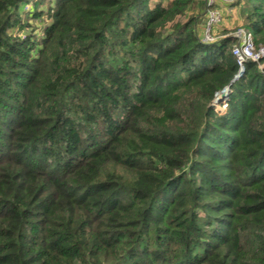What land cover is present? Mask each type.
Returning <instances> with one entry per match:
<instances>
[{
    "label": "trees",
    "instance_id": "obj_1",
    "mask_svg": "<svg viewBox=\"0 0 264 264\" xmlns=\"http://www.w3.org/2000/svg\"><path fill=\"white\" fill-rule=\"evenodd\" d=\"M201 3L0 0V264H264V71Z\"/></svg>",
    "mask_w": 264,
    "mask_h": 264
},
{
    "label": "built area",
    "instance_id": "obj_2",
    "mask_svg": "<svg viewBox=\"0 0 264 264\" xmlns=\"http://www.w3.org/2000/svg\"><path fill=\"white\" fill-rule=\"evenodd\" d=\"M235 1L237 0H206L207 14H206L205 31H204L205 38H203V41L205 42L214 41L212 37L213 29L217 24H219L222 21V12L219 6L226 3H234ZM234 37L236 42L232 46V53L236 58L239 71L235 75L233 81H235L236 79H238L240 76L243 75V73L245 72V64L248 61H253L258 63L264 58V48L257 50L254 39V33L252 31L246 29H239L236 33H234ZM224 90L226 91L224 97L221 96V91L215 94V97L213 99V104L217 106V104H215L214 102L220 101L218 100V98H222L223 102L221 104L223 105L221 106H225L223 107V109H227L229 105L228 97L231 88L230 86H226Z\"/></svg>",
    "mask_w": 264,
    "mask_h": 264
},
{
    "label": "rangeland",
    "instance_id": "obj_3",
    "mask_svg": "<svg viewBox=\"0 0 264 264\" xmlns=\"http://www.w3.org/2000/svg\"><path fill=\"white\" fill-rule=\"evenodd\" d=\"M203 2H205L204 4L201 3V5L199 6V8H194V10H188L186 15L182 17V19H186V17L190 14H196L198 15V25L199 28L201 30V37L205 38V22H206V14H207V4H206V0H203ZM31 7V6H30ZM221 12H222V21L217 24L214 29H213V33H212V37L213 40L216 41L222 37L225 36H233L234 37V33H236L239 29H245V26L242 24L243 21L241 20L243 17L242 13L239 10V7H237L235 4L233 3H226L223 5L219 6ZM27 10L29 9V5L26 8ZM42 19L46 18V13H44L41 17ZM32 24H34L35 26H41V22L39 21V19H35L33 20V18H31ZM43 24V22H42ZM24 32L21 33V31L16 30L14 32V35H19V34H23ZM235 38V37H234ZM214 41H210V42H214ZM205 42V41H204ZM236 40L234 41V43L232 44V46L235 44ZM258 67L260 68V70L264 71V59L259 61L258 63ZM218 100L220 101H215L214 103L217 104V106H215L216 110H218V112L223 111L225 109H223V107L225 106H221L223 104H221L223 101L222 98H218ZM228 101H229V97H228ZM229 104V103H228ZM225 105V104H224ZM229 106V105H228Z\"/></svg>",
    "mask_w": 264,
    "mask_h": 264
},
{
    "label": "bare ground",
    "instance_id": "obj_4",
    "mask_svg": "<svg viewBox=\"0 0 264 264\" xmlns=\"http://www.w3.org/2000/svg\"><path fill=\"white\" fill-rule=\"evenodd\" d=\"M225 93H226V92H223V93L221 94V96L224 97V96H225Z\"/></svg>",
    "mask_w": 264,
    "mask_h": 264
}]
</instances>
